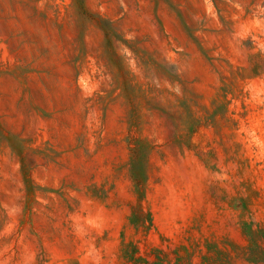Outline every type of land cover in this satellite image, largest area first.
<instances>
[{
  "label": "rangeland",
  "instance_id": "rangeland-1",
  "mask_svg": "<svg viewBox=\"0 0 264 264\" xmlns=\"http://www.w3.org/2000/svg\"><path fill=\"white\" fill-rule=\"evenodd\" d=\"M0 264H264V0H0Z\"/></svg>",
  "mask_w": 264,
  "mask_h": 264
}]
</instances>
